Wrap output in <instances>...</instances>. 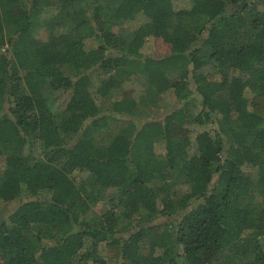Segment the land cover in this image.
I'll use <instances>...</instances> for the list:
<instances>
[{"label": "trees", "instance_id": "1", "mask_svg": "<svg viewBox=\"0 0 264 264\" xmlns=\"http://www.w3.org/2000/svg\"><path fill=\"white\" fill-rule=\"evenodd\" d=\"M206 1L0 0V264H264V0Z\"/></svg>", "mask_w": 264, "mask_h": 264}, {"label": "rangeland", "instance_id": "2", "mask_svg": "<svg viewBox=\"0 0 264 264\" xmlns=\"http://www.w3.org/2000/svg\"><path fill=\"white\" fill-rule=\"evenodd\" d=\"M179 5H183V3H179ZM219 7V2L217 0H207L202 7V10L210 15H213L216 10ZM39 37L42 38L45 41H48V43L52 44V45H56L60 42L64 41L63 38V34L54 31V30H45L42 29L39 33ZM148 50H146L147 53H152L153 55L159 57V56H163L165 54H168L171 52L172 47L171 45L165 40V38L163 37L162 33H160L157 37H154L152 40H150L148 42V44L146 45ZM153 83L155 85V87H157L158 89H162L165 88L166 85L165 83L161 82L158 80V78L153 77ZM138 92V86L137 84H128L126 86V89L123 90L122 92V98H124V101L127 103H134L136 100V94ZM175 95L174 92H167L164 96V104L166 105L165 107H163L160 112L157 115L158 119H162L165 120L166 117L168 116V114L173 111V108L175 106L170 105L168 108H166L169 104L168 102L171 100H174ZM165 125L167 127V130L169 132V134H176V133H184L186 132V130L182 127V125L178 122H176L175 120H170L167 119L165 120ZM78 127V123H76L75 128ZM17 201L18 200H13L10 202H4L2 204L3 207V213L5 215H7L8 213H10L17 205ZM102 207V204H98L95 209L90 212V214H92L95 211H99L100 208ZM101 249V248H100ZM103 252L105 251V247H102ZM209 258H211V256H209Z\"/></svg>", "mask_w": 264, "mask_h": 264}]
</instances>
